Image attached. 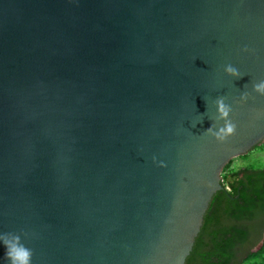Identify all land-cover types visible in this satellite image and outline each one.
I'll return each mask as SVG.
<instances>
[{
	"label": "water",
	"instance_id": "obj_1",
	"mask_svg": "<svg viewBox=\"0 0 264 264\" xmlns=\"http://www.w3.org/2000/svg\"><path fill=\"white\" fill-rule=\"evenodd\" d=\"M260 81L264 0H0V234L32 264H184L264 142Z\"/></svg>",
	"mask_w": 264,
	"mask_h": 264
},
{
	"label": "trees",
	"instance_id": "obj_2",
	"mask_svg": "<svg viewBox=\"0 0 264 264\" xmlns=\"http://www.w3.org/2000/svg\"><path fill=\"white\" fill-rule=\"evenodd\" d=\"M232 161L221 172L222 189L212 196L195 238L194 252L200 254L194 264H264V242L258 252L249 251L253 236L257 240L264 231V166L234 167Z\"/></svg>",
	"mask_w": 264,
	"mask_h": 264
},
{
	"label": "clouds",
	"instance_id": "obj_3",
	"mask_svg": "<svg viewBox=\"0 0 264 264\" xmlns=\"http://www.w3.org/2000/svg\"><path fill=\"white\" fill-rule=\"evenodd\" d=\"M243 52H248V48L242 49ZM224 72L233 78L240 79L241 75L239 71L232 65H227L224 68ZM253 91L261 96H264V81L253 84ZM249 97L248 92H244L240 96L241 101H247ZM226 97L220 96L215 100V106L217 109L216 121H223V126L219 127L218 130L216 125L213 124L209 127L205 134L212 136L218 142H224L229 137L235 134L236 124L230 119V113L232 112L231 106L225 102ZM153 162L156 163V158L153 157ZM160 167H165L163 161L159 162ZM26 235V234H25ZM0 243L5 247V258L7 264H32L33 251L26 247L21 242V236L14 233H3L0 234Z\"/></svg>",
	"mask_w": 264,
	"mask_h": 264
},
{
	"label": "rangeland",
	"instance_id": "obj_4",
	"mask_svg": "<svg viewBox=\"0 0 264 264\" xmlns=\"http://www.w3.org/2000/svg\"><path fill=\"white\" fill-rule=\"evenodd\" d=\"M249 164L254 166H264V142L257 145V147L250 150L248 153L233 158L231 163L234 167Z\"/></svg>",
	"mask_w": 264,
	"mask_h": 264
},
{
	"label": "flooded vegetation",
	"instance_id": "obj_5",
	"mask_svg": "<svg viewBox=\"0 0 264 264\" xmlns=\"http://www.w3.org/2000/svg\"><path fill=\"white\" fill-rule=\"evenodd\" d=\"M263 233H264V231L262 232L261 237L259 239H257V240L253 236V239L255 240V242L250 245V247H249V251L250 252H258L259 249L262 247V245L260 247H258V246H259V242H260V240H261V238L263 236ZM199 235L200 234H198L197 237ZM201 239H202V242L203 241H206L207 242L208 237L207 236H202ZM194 243H195V241H194ZM199 254H200V252H198V253L194 252V244H193L192 250L190 251V253H189L188 257H187V260L185 259L184 264H194V262L196 261L195 258H197L199 256Z\"/></svg>",
	"mask_w": 264,
	"mask_h": 264
}]
</instances>
